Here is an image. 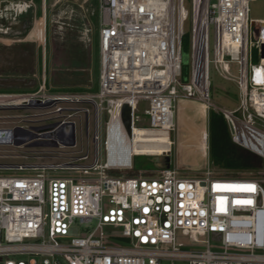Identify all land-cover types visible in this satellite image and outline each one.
Returning a JSON list of instances; mask_svg holds the SVG:
<instances>
[{
    "label": "built area",
    "instance_id": "built-area-1",
    "mask_svg": "<svg viewBox=\"0 0 264 264\" xmlns=\"http://www.w3.org/2000/svg\"><path fill=\"white\" fill-rule=\"evenodd\" d=\"M97 1L98 91L46 94L44 76L35 93L0 92V109L14 113L5 117L13 125L0 127L5 132L0 144L76 147L83 134L92 132L95 149L89 163L79 162L88 159L85 154L74 162L19 163L13 169L33 171V175H0V264H162L164 260L264 264V70L261 76L256 71L264 67V19L250 18L254 0H192L191 15L184 0ZM74 8V0H0V42L34 41L46 58L50 23L70 25ZM190 16L193 70L185 81L184 23ZM83 22L86 39L92 27ZM211 25L215 28L213 58ZM251 33L255 39H250ZM199 46L206 54L200 75L195 70ZM253 47L260 53L257 64L251 61ZM211 63L238 85V107L222 111L233 142L260 158L256 175L216 174L209 131L200 178L182 176L172 167L171 140L158 154L131 148L126 166L111 161L113 136L134 141L138 128L170 135L182 98L205 102L209 123ZM233 63L238 65L237 74ZM204 77L205 94L200 88ZM142 100L148 102L145 117L137 113ZM61 101L70 104L64 119L43 125L24 123L26 106L48 107ZM125 104L132 108V136L123 122ZM62 111L59 107L48 113L57 117ZM142 122L146 126H137ZM40 126L53 129L24 139L25 128L30 134ZM73 127L76 143L65 146ZM21 140L25 142L17 145ZM166 154L171 156V167L158 175L120 171L133 167L134 156ZM58 172L68 174H54Z\"/></svg>",
    "mask_w": 264,
    "mask_h": 264
},
{
    "label": "rangeland",
    "instance_id": "rangeland-1",
    "mask_svg": "<svg viewBox=\"0 0 264 264\" xmlns=\"http://www.w3.org/2000/svg\"><path fill=\"white\" fill-rule=\"evenodd\" d=\"M84 2H87V0H74L76 13L74 14L73 20L89 21L90 27L92 28L87 33L85 32L87 34L86 39L83 38L84 29L80 32L71 31L70 34H75L72 40L85 48L89 53V64L79 63L80 67L71 66L67 43L72 37H69V33L67 32L69 25L67 23H50L46 58H44L41 52L40 45L34 41L14 42L11 44L0 42V92H17L23 89L22 91L26 93H35L40 91L44 76L47 79V84L44 87L46 94H65L71 93V91L76 89L84 90L83 92L87 93L98 91L100 53L95 24L98 6L95 5L94 0H89L85 5ZM79 5H84V7L82 8ZM184 6L191 15L193 9L192 0H184ZM250 18L264 19V0L251 1ZM27 29L28 24L25 25L24 33L25 31L27 32ZM184 29L186 34L184 36L183 64L187 65V69L191 75L193 70L191 16L185 21ZM250 39H255L252 33ZM214 42L215 28L214 25H211V58H213ZM205 55V50L202 53L201 46L197 47L195 54L196 74H201L205 70ZM259 59L260 53L257 48L253 47L251 56L252 63L257 64ZM45 60L46 64L44 63ZM232 66V71L237 74V63H233ZM78 72L81 74V77L75 75ZM205 75L206 73H204ZM209 78L211 81L210 102L213 104L211 110L214 109L217 112L223 113L222 110L236 109L240 103L237 83L224 78L216 69L214 63L210 64ZM9 86H20L22 89L8 88ZM200 88L203 93L206 91L204 80ZM69 105V102L61 101L48 107L26 106L23 109V114L27 115L24 118V123L36 125L38 119L42 118L43 120L44 118L56 117L55 114H49L48 112L59 107L63 108V111L56 119H64V116L68 113L66 108ZM82 105L85 106V104ZM147 107V101H140L137 113L141 117H145L146 114L144 112ZM89 108L91 107L89 106ZM206 112V103L200 99L182 98L175 116V129L170 131V135L168 133L161 134L162 137L168 139L167 144H169L170 140L173 142L172 167L177 168L182 176L189 178H200L204 176L207 132L209 131L208 114ZM38 113L40 116L35 115ZM10 114H14L13 111L0 109V127L13 125L12 122H6L5 117ZM137 126L146 125L142 122L137 123ZM92 136V132L89 135L83 134L79 145L76 147H55L49 144L44 146L0 144V175H33L35 174L33 171L22 172L13 169L19 163L45 165L74 162L85 154H88V159L79 160V162L89 163L95 153ZM104 159L105 154H103ZM211 166L213 171L218 175L226 174L231 176L233 174L212 164ZM120 171L143 175H158L161 173V170L157 168L152 158L145 155L134 156L133 167H122ZM54 174L67 175L68 173L58 172ZM162 264L172 263L170 260H164ZM176 264L188 263L185 261H177Z\"/></svg>",
    "mask_w": 264,
    "mask_h": 264
},
{
    "label": "trees",
    "instance_id": "trees-1",
    "mask_svg": "<svg viewBox=\"0 0 264 264\" xmlns=\"http://www.w3.org/2000/svg\"><path fill=\"white\" fill-rule=\"evenodd\" d=\"M95 5L98 6V1L94 0ZM95 24H98V14L95 18ZM84 22L73 20L68 26L70 40L68 43V56L71 66L80 67V64H89V53L85 48L81 47L74 40L75 34H70L71 31L80 32L84 29ZM26 32V31H25ZM81 37V35L78 34ZM185 36V35H184ZM192 45V42H191ZM184 48V37H183ZM182 78L186 81L190 74L187 65L183 64ZM76 76L81 74L75 73ZM81 77V76H80ZM8 88L22 89L20 86H9ZM23 90V89H22ZM21 90V91H22ZM73 91L83 92L84 90L76 89ZM24 92V91H22ZM209 146H210V160L213 166H217L223 170L233 173L231 176L222 174L226 177H251L256 175V172L261 164L260 158L245 148L233 142L230 133L228 122L222 112H217L214 109L210 111L209 119ZM254 171V172H253ZM253 172V173H252Z\"/></svg>",
    "mask_w": 264,
    "mask_h": 264
},
{
    "label": "bare ground",
    "instance_id": "bare-ground-1",
    "mask_svg": "<svg viewBox=\"0 0 264 264\" xmlns=\"http://www.w3.org/2000/svg\"><path fill=\"white\" fill-rule=\"evenodd\" d=\"M264 58V57H263ZM264 67H257L256 71L261 76ZM206 77V75H205ZM204 77V85L206 78ZM206 87V86H205ZM206 93V91L204 92ZM27 98V96H24ZM164 132L160 130L158 132L149 133L143 128H138L134 133V141L132 137L129 139L128 136L116 135L111 138L113 147L111 148V161L118 163L120 166L128 165V155L133 148L137 152H146L149 154H158L163 151L168 146L167 138L161 136ZM133 141V142H132Z\"/></svg>",
    "mask_w": 264,
    "mask_h": 264
},
{
    "label": "water",
    "instance_id": "water-1",
    "mask_svg": "<svg viewBox=\"0 0 264 264\" xmlns=\"http://www.w3.org/2000/svg\"><path fill=\"white\" fill-rule=\"evenodd\" d=\"M262 56H264V45L262 46ZM200 75V74H198ZM122 117L123 122L125 124V127L127 129V132L130 136H132V108L128 104H125L123 106L122 110ZM53 129L52 127H35L33 128V132H30V138L37 137V133H42L43 131H47ZM5 137V132L0 130V138ZM24 140L18 141L16 144L21 145L24 143ZM76 143V137H75V129L74 127L71 130V139L68 142H63L65 146H74ZM31 146H44L47 145V143L44 142H33L29 144ZM57 146V144H55ZM154 163L156 164L157 168L160 170H166L171 167V156L169 154L166 155H157L151 157ZM215 236H219V234H215Z\"/></svg>",
    "mask_w": 264,
    "mask_h": 264
},
{
    "label": "flooded vegetation",
    "instance_id": "flooded-vegetation-1",
    "mask_svg": "<svg viewBox=\"0 0 264 264\" xmlns=\"http://www.w3.org/2000/svg\"><path fill=\"white\" fill-rule=\"evenodd\" d=\"M42 121H44L43 123H54L56 121H58V119L54 118V117H49V118H44L43 120L42 119H39V121H37L38 123H41L42 124ZM43 125V124H42ZM40 127H43V126H40ZM23 136H24V139L26 140V138L28 136H30L29 134V130L27 128L24 129L23 131ZM30 147V146H29Z\"/></svg>",
    "mask_w": 264,
    "mask_h": 264
}]
</instances>
